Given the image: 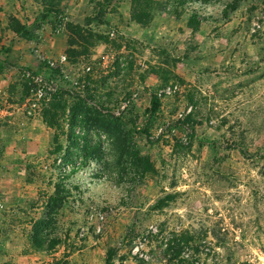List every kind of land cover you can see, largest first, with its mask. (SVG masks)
I'll return each mask as SVG.
<instances>
[{"label":"rangeland","instance_id":"obj_1","mask_svg":"<svg viewBox=\"0 0 264 264\" xmlns=\"http://www.w3.org/2000/svg\"><path fill=\"white\" fill-rule=\"evenodd\" d=\"M55 1L0 0V57L35 73L0 67V252L16 234L37 264H264V0H155L177 10L145 24L131 0ZM75 93L95 103L77 111ZM177 229L200 241L187 263Z\"/></svg>","mask_w":264,"mask_h":264},{"label":"trees","instance_id":"obj_2","mask_svg":"<svg viewBox=\"0 0 264 264\" xmlns=\"http://www.w3.org/2000/svg\"><path fill=\"white\" fill-rule=\"evenodd\" d=\"M50 1H52L51 2L52 5L45 12L46 13L56 12L57 13L58 10H54L53 7L55 3H58V1H55V0H50ZM209 1L210 0H178L179 2L178 5L180 7H185L189 3H199L200 2V4H207ZM238 1H232L233 3L227 2L225 5V14H227L228 10H232V11L235 10L237 8ZM131 2L133 3V11H132L131 18L137 24H145L147 20L150 18L151 12L153 10H156L157 12L161 14H168V13L175 14L174 12L177 10V7H173L171 9H166L165 7L161 8L155 0H131ZM14 32L20 38H25L27 40L33 39L32 33L27 31L26 27L23 25H20L19 23L15 25ZM92 37H94V35L91 32H89L87 37H84V39L86 41L87 39H90ZM9 51H10V46L3 47L4 53H7ZM0 67L5 68V69H11V68L16 69L17 68L14 65H11L10 63H8L2 57H0ZM17 69L24 70L30 75L35 74L28 67L23 66V67H18ZM53 75H54L53 76L54 78L56 76H59L60 78H62V75L59 71H54ZM61 94H62V90H59L56 93V95H61ZM75 94H76V97H78V102L75 107L77 111H83L82 109L83 105L87 106L89 104L95 103L92 97H90L89 95H81L79 93H75ZM156 105H157V98L155 95H151L148 112L149 113L154 112L156 109ZM73 115L76 116V113H73ZM43 116H44V119L48 121L50 125H53V126L56 125L55 119H54L55 115L50 109H46L43 113ZM88 119L93 120L94 118L92 119L84 115V116H81L80 121L87 122ZM95 121H96V118H95ZM60 148H61L60 145H57L56 149L59 150ZM67 194H69V192L65 191L64 186H62L61 189L59 187L57 188L56 193L51 197L50 199L51 203H49V206H48L49 211H51L47 215L49 216V218L51 217L52 211H54L53 215H56L57 209H61L63 205L67 202V196H66ZM42 225H43L42 223H39L38 225H36L38 232L37 234L32 235V243L39 250H51L57 244V240L48 239L47 236H44L43 232L41 231ZM38 227H40V229H38ZM155 230H157V228ZM161 233H162L161 228H159L155 232H152L151 230H147L146 232L141 233L139 240L140 241L143 240V242H140V241L139 242L141 243V245H143L145 241L151 240L153 237H159ZM173 234L174 235L168 240L169 243H166V245L169 250L173 249L175 257H180L182 263L187 261L186 257L189 256L188 252L190 250H192V252L194 251V253L200 252L199 251L200 241L199 239H196V237L192 234V232H190L189 230L183 231V230L177 229L173 231ZM111 257H112V253L108 252L106 256V264H109V260L111 259Z\"/></svg>","mask_w":264,"mask_h":264},{"label":"crops","instance_id":"obj_3","mask_svg":"<svg viewBox=\"0 0 264 264\" xmlns=\"http://www.w3.org/2000/svg\"><path fill=\"white\" fill-rule=\"evenodd\" d=\"M15 226L16 223L13 224V227ZM19 240L20 239L16 234H13L11 238L5 239V244L2 247L4 249H2L0 252V262H5L6 260L10 259L16 264H37L35 262L36 255L34 253H29L27 256L21 254L20 245L17 244Z\"/></svg>","mask_w":264,"mask_h":264},{"label":"built area","instance_id":"obj_4","mask_svg":"<svg viewBox=\"0 0 264 264\" xmlns=\"http://www.w3.org/2000/svg\"><path fill=\"white\" fill-rule=\"evenodd\" d=\"M57 77H59V76H57ZM36 81L41 82L42 80L40 78H37ZM55 81H57V80L51 79L50 81H46L45 85H42L41 87L37 88V90L34 92L35 100H37V99L43 97L44 95L54 91L55 90L54 89ZM32 102H33L32 105L34 107L36 102L34 100H32Z\"/></svg>","mask_w":264,"mask_h":264}]
</instances>
